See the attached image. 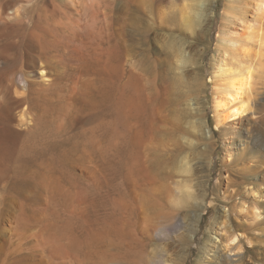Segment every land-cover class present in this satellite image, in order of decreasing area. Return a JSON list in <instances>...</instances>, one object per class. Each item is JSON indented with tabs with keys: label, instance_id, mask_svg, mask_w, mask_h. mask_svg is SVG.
Returning a JSON list of instances; mask_svg holds the SVG:
<instances>
[{
	"label": "rangeland",
	"instance_id": "rangeland-1",
	"mask_svg": "<svg viewBox=\"0 0 264 264\" xmlns=\"http://www.w3.org/2000/svg\"><path fill=\"white\" fill-rule=\"evenodd\" d=\"M256 1L95 0V19L81 0L71 2L72 9L65 0H0V12L11 16L10 30L21 27L0 43V85L17 88L22 76L38 88L50 101L47 118L56 141L52 169L50 156L25 148L26 132L6 159L0 264H217L211 255L225 260L228 253L235 264H247L227 252L226 232L216 230L223 207L235 225L253 220L238 206L264 204V57L252 55L257 68L246 95L248 111L223 124L212 77L222 58L228 64L237 59L222 37L245 38L243 21L264 28ZM66 12L74 18L69 26ZM132 79L141 104L159 97L160 110L146 120L136 117L130 101ZM14 113L17 126L22 114L31 119L35 111L22 102ZM135 165L141 175L158 174L155 208L138 202L143 191L131 173ZM186 183L190 189L183 188ZM131 202L139 206L134 227ZM258 211L264 216L263 208ZM123 221L135 236L122 249ZM261 226L258 262L264 264ZM234 229L246 247L245 233H260L254 225Z\"/></svg>",
	"mask_w": 264,
	"mask_h": 264
},
{
	"label": "bare ground",
	"instance_id": "bare-ground-1",
	"mask_svg": "<svg viewBox=\"0 0 264 264\" xmlns=\"http://www.w3.org/2000/svg\"><path fill=\"white\" fill-rule=\"evenodd\" d=\"M65 1H66L65 4L68 7H71L72 6L71 2H73L74 0H65ZM94 1L95 0H81L80 3L81 5H83L82 7H84L87 10V12L96 19L98 13L94 8L95 6ZM256 2H257L256 3L257 8L260 10H264V0H257ZM73 15L76 16V14L74 13ZM10 17L11 16L9 15H5V11L0 12V43L3 41V38L9 39L8 33L12 34V32H16V31L17 33L20 32L21 27L12 26V28L14 29L10 30L11 27L7 25L8 23L7 20L10 19ZM63 19L65 20V23L68 24L69 26L72 24L74 18L71 13L66 12L63 15ZM95 24L93 26H95ZM243 26H246L247 33L245 35V38L241 37L242 39L240 40L241 42H245V44H251L252 48H250V46L247 47L248 45L247 46L244 45L243 43L240 42V40L230 37L226 38V36L222 37L221 38L222 42H226L229 44L230 48L233 49V53L236 55L237 59L236 62L233 61L231 62V64H228L227 60L225 58H222L219 62L216 63V66L213 69L212 81L216 83L213 86L214 94H215L213 103L216 109V117L218 123H222V124L229 119H233V120L237 119L238 117L242 116L244 113L248 111L250 106H249V99H247L246 95L249 91H251L250 90L252 86L251 84L253 82V78L256 73L255 69L257 68L256 64L254 63L255 61L254 62L251 61L252 55L260 56V57L263 55L264 57V53L262 52L264 48V28H262V26L257 28L255 27L256 24L254 26V24L252 23L246 24L245 21H243ZM5 29L9 31H6ZM237 33L240 32L238 31ZM235 37L237 38V36ZM1 47H3V45ZM262 67L263 65L261 66V71H262ZM258 68H260V66H258ZM41 71L43 75H48L47 74L48 72L45 73L46 70H41ZM17 78H18L17 83L19 88L18 87L15 88L14 85H13L14 87L10 85L4 87L0 85V181H2L3 178H5L4 169L6 166V159L12 156L13 154H15L14 152L16 150L18 143L20 142V137L24 132L28 133L24 140V146L26 149L32 150L38 156H42V157L47 155L50 156L49 167L51 169L54 161L52 155L56 147V141L53 140L55 138H53L54 136L52 134L53 121L47 118L49 115L52 114L51 108L49 107L50 101L49 99L42 97L41 94L43 93L40 94L38 88L33 89L32 86H30V84L27 83V79H25L22 76L20 78L19 77ZM131 83H132L131 86L133 87V91L135 93H133L134 96L132 95L133 98H131L130 101H133V103L135 101L134 106L136 111V117L146 120L150 118L153 114H156L158 104L160 103L159 97H157L156 100H152L151 103L145 102V104H141L139 101V99L141 98V93L140 92L139 94L136 93L137 80L132 79ZM134 87L136 88V90ZM123 94H124V87L121 86V90H120L121 100L119 101V106H120L119 115L121 119L124 116L123 108L126 102V98L125 96H123ZM158 95L161 96L160 93H158ZM22 102L25 103L29 102L32 110H34L35 113L34 115H32L31 119L28 116L26 117V114H22V117H20V122L18 123L17 126H14L13 125L15 121L14 117H16L14 111L17 105ZM25 125H26V131H24L25 129H23L24 128L23 126ZM132 160L135 164L141 162L140 159L137 157H133V159L131 158V161ZM122 165H124L123 162ZM138 167L139 165L137 166V168L135 167L131 171V173L133 175H136L135 177H137L138 179L139 189L143 191L142 197L139 199L138 202L143 206L144 205L147 206L149 209L155 208V204L159 202L157 199V195L160 194L161 192L160 191L161 186L159 183L160 180L157 177L158 174L156 172L151 171L145 175L144 174L141 175L140 168ZM183 167H184V171L186 172L190 171L188 166L184 165ZM51 169L49 172H47L46 176L51 175ZM121 178H122L121 183L123 186L127 181L126 180L127 174L125 173L124 168L123 170H121ZM48 182L49 184H53V181H48ZM183 188L190 189L191 185L189 183H186L183 185ZM121 192H122L121 205L122 207H125L126 205L125 189L122 188ZM183 194H184L183 196H186L189 193L185 192ZM181 202L183 204L182 200ZM130 205L131 207H130L129 215L131 217L130 219L131 226L134 227L136 225L135 218L138 214L139 206H133L132 202L130 203ZM255 207L245 208L244 204L238 206L236 208L237 212L239 213L246 212L248 217L250 216L253 220H249L247 218L248 219L247 221L246 220L244 222L237 221L235 222L236 223L235 225H233V223H231L230 221L231 213L226 209V207H223L222 221L219 224V228L216 230V232L219 234L221 231L225 230L226 235L224 236V239L226 241L225 248L227 252L229 251L235 252V255L238 256V261L242 262L244 259H246L247 264H261L260 262H258V259H261L263 256L262 253L259 251L263 244V240H261L260 236L262 235L261 230L263 228L261 224L264 223V216L262 214V211H258V210L259 209L261 210L262 208L264 209V204L261 202L258 203L257 206ZM175 217L176 215L174 214L173 218ZM253 225L256 231H260V233L253 234L252 237H249L245 233V236L248 238V240L246 241L249 243L248 244L249 246L246 247L245 241L242 238L243 235L242 237H240V235L237 233V230L234 229V227L241 226L242 229H245L247 231L248 229L253 228ZM133 236L135 235L130 230L128 231L123 221L120 224L119 232H118L120 247L123 249L126 238L130 237L133 240ZM209 255L211 254L208 253V257ZM211 256H213L215 260L219 259V261H216L217 264H232V262L235 264V260L233 259L232 254L229 253L227 254L226 256L227 260L220 258L219 255L218 257L216 254H213Z\"/></svg>",
	"mask_w": 264,
	"mask_h": 264
}]
</instances>
